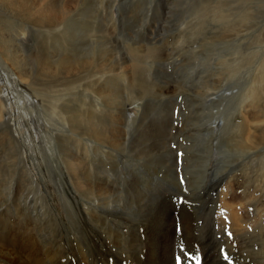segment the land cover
I'll use <instances>...</instances> for the list:
<instances>
[{
	"label": "rangeland",
	"instance_id": "obj_1",
	"mask_svg": "<svg viewBox=\"0 0 264 264\" xmlns=\"http://www.w3.org/2000/svg\"><path fill=\"white\" fill-rule=\"evenodd\" d=\"M1 2L0 236L19 256L264 264V0H39L52 24Z\"/></svg>",
	"mask_w": 264,
	"mask_h": 264
},
{
	"label": "bare ground",
	"instance_id": "obj_2",
	"mask_svg": "<svg viewBox=\"0 0 264 264\" xmlns=\"http://www.w3.org/2000/svg\"><path fill=\"white\" fill-rule=\"evenodd\" d=\"M3 2H1L2 4H4L5 6H7L11 11H13L14 12V14L16 15V16H19V17H21V18H24L25 19V17L24 16H29V15H32V17L33 18H36V19H30V20H33L34 22H36V23H38V24H52L53 22H55L56 21V18L52 15V14H45V12L43 11V10H39L38 9V4H39V0H2ZM30 17V16H29ZM27 19V18H26ZM264 57V56H263ZM61 63H62V65H64V66H69V67H72L73 66V64H74V62H69V61H67V60H62L61 61ZM261 67H262V65H261ZM49 68V69H48ZM42 69H48V74H52V73H54L55 72V68L54 67H50V65L47 63V62H45L44 63V68H42ZM31 74V72L30 73H27V74H25V76H28V75H30ZM43 83V82H42ZM40 84V83H39ZM43 90V89H42ZM46 91V90H45ZM33 95H34V93H32ZM69 113L71 114V115H73L74 116V121H73V123H78V121H79V119H78V116L76 115V114H74V112L73 111H69ZM124 113V112H123ZM125 114V113H124ZM71 117V116H70ZM65 121V120H64ZM63 121V122H64ZM65 123V122H64ZM120 123V122H119ZM76 128V132L77 133H79V131H77V130H79L80 128L77 126V125H75L74 126V129ZM114 130H115V134H116V132H117V130L114 128ZM75 131V130H74ZM73 131V132H74ZM120 132H118L117 134H119ZM94 134L95 135H98V132H94ZM148 136V138L147 139H149V138H151V136L150 135H147ZM109 138V136H105V139H108ZM142 139H146L145 137H143V135H142ZM259 139H257L256 141H258ZM64 159V158H63ZM64 163H65V165H68V166H70L71 164H69V160L68 159H64ZM71 171H73V169H71ZM73 175V174H72ZM75 180H76V178H75ZM92 189H93V187L92 186H90ZM10 237H9V235L6 233L5 235H3V236H0V256H2V257H5L6 259H10V260H12V261H16L18 264H35L36 262L35 261H33V260H28L27 258H23V257H21V256H19L16 252H15V248H13V247H16L17 246V244H12V243H10ZM158 244V243H157ZM160 245V244H159ZM13 246V247H12ZM119 247H121V245L120 246H118L117 248H119ZM136 248H137V246H130V247H128V249L129 250H132V252L133 251H135L136 250ZM140 248V247H139ZM15 249V250H14ZM151 249H156V247L155 248H153V246L151 247V246H148L147 245V250H148V252L151 250ZM164 249H172L171 248V246L170 245H167V246H165V245H162V246H160L159 247V250H157V251H161V250H163L164 251ZM154 251V250H153ZM18 252V251H17ZM128 252V251H127ZM132 252L130 253V254H132ZM136 253H137V251H136ZM20 254V253H19ZM156 254L158 255L159 254V256H156ZM156 254H150V256L148 257V259H149V262H150V264H153V261L154 260H156V259H158V260H161L162 262H164V264H170V263H172L171 261H170V263H167L170 259L169 258H172L171 257V254L169 255H167V254H160V253H156ZM21 255V254H20ZM85 258V257H84ZM139 259H142V257H138ZM193 258V257H192ZM147 259V258H146ZM154 259V260H153ZM187 259V258H186ZM172 260V259H171ZM196 259L195 258H193V259H191L190 261H195ZM70 261V259H66L65 261H62V264H68V262ZM144 262V260H142V263ZM173 264V263H172Z\"/></svg>",
	"mask_w": 264,
	"mask_h": 264
}]
</instances>
